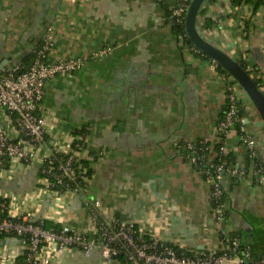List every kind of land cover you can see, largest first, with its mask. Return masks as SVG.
<instances>
[{"label": "crops", "instance_id": "crops-1", "mask_svg": "<svg viewBox=\"0 0 264 264\" xmlns=\"http://www.w3.org/2000/svg\"><path fill=\"white\" fill-rule=\"evenodd\" d=\"M177 5L178 0H0V64L7 60L0 72L15 63L27 68L46 34L51 37L46 59L83 58L79 70L45 84L38 106L46 120L40 153L81 139L85 148L79 155L91 177L84 190L40 192L36 217L91 237L94 213L109 223L119 218L190 254L219 252L226 247L223 238L236 236L259 258L264 127L256 125L260 115L232 76L218 70L214 59L181 46L165 16ZM201 9L200 35L241 59L264 91V0L255 13L252 4L232 0H205ZM104 48L107 54L99 55ZM229 88L246 112L242 128L254 140V154L231 127L222 143L229 162L220 179L225 214L218 222L206 175L184 150L204 140L212 152ZM36 172L35 162L10 165L0 175V193L11 199L31 194ZM22 251L15 236H4L0 264H16ZM44 253L51 264H123L103 259L98 248L85 255L49 246Z\"/></svg>", "mask_w": 264, "mask_h": 264}, {"label": "built area", "instance_id": "built-area-1", "mask_svg": "<svg viewBox=\"0 0 264 264\" xmlns=\"http://www.w3.org/2000/svg\"><path fill=\"white\" fill-rule=\"evenodd\" d=\"M190 1L181 0L174 9L173 15L184 18ZM50 46L51 37L50 34H46L43 45L34 49V56L27 68L15 63L0 72V175L10 165L17 163L28 165L35 162L38 170L43 161L55 159L57 162L46 169V175L37 178V185L31 194L12 200L8 195L0 193V234L3 237L15 236L22 244V264H51L50 257L44 253L45 248L49 246L59 249L76 248L85 255L98 248L103 259L118 261L114 256L119 250L114 244H121L126 258L132 264H264V254L259 258H253L250 247L243 245L236 236L223 238L226 247L219 252L203 251L198 254L179 255L171 245L166 244L158 248L159 241L147 240L145 234L139 232L132 222L118 218L109 223L98 217L96 213H94L95 236L93 237L80 233L68 225L55 229L43 227V220L46 219L36 217L39 193L50 191L59 194L66 191H80L76 188L55 189L52 186L60 184L62 177L75 179L82 172V158L71 146L73 142L65 148L51 146L46 153H40L45 142L46 120L37 105L44 95L45 84L53 77L71 74L83 65L81 57L46 59V52ZM108 49L100 50L99 55L107 54ZM191 49L195 50V47L191 46ZM225 97L226 112L217 127L218 138L221 132L225 136L228 135L237 111L232 89H228ZM239 139L245 144L249 153L254 154V140L244 134L242 126ZM57 154H64V158L60 157L61 160H57ZM188 158L195 165L197 158L191 154ZM221 168L222 165H216L212 171L201 169L210 187V205L218 222L225 214L222 199L224 192L220 184ZM49 177L53 180L51 181ZM82 177L85 180V177Z\"/></svg>", "mask_w": 264, "mask_h": 264}, {"label": "trees", "instance_id": "trees-1", "mask_svg": "<svg viewBox=\"0 0 264 264\" xmlns=\"http://www.w3.org/2000/svg\"><path fill=\"white\" fill-rule=\"evenodd\" d=\"M181 2V0H178V5ZM233 5H242V4H252V13H255L257 11V9L260 7V5L263 3V0H232ZM177 7V6H176ZM174 7L173 10L169 9L166 10L165 12V16L167 19L170 20L171 22V27H172V31L175 35V37L177 38L178 41H181V46L184 47H191L194 46L192 44V42L190 41V39L188 38L187 34H186V30H185V17L183 18H178L176 16L173 15V11L176 8ZM203 11V9H199L198 11V15L201 14ZM249 19L244 21V30L247 31L248 27H249ZM203 26L204 27H209L210 24L208 22V19H205L203 22ZM195 47V46H194ZM194 54L195 55H200V56H204L207 58L212 59L210 56H208L207 54H205L204 52L200 51L199 49H197L195 47L194 50ZM34 56V52L32 51V56L31 58H33ZM249 75H250V71L247 69L245 63L241 60V59H236L235 60ZM216 63V67L218 68V70H220L221 72L225 73L227 76H231L222 66L220 63H218L217 61H215ZM233 82L237 83V81L235 79H232ZM254 82L257 84V86L259 87V84L256 80H254ZM231 83V82H230ZM264 94V91H262ZM227 93V92H226ZM41 102V101H40ZM40 102L37 105V108L40 104ZM226 106H227V99L225 97V102L224 105L222 106V110L220 112V117L218 119L217 122V127L219 125V122L223 119L224 114L226 112ZM236 115L234 118V122H233V127L237 128V130H239L240 132V127L243 125V118L246 117V112L242 106V104L239 101H236ZM225 139V134L224 133H220L219 139L218 141L214 144L213 148H212V152H210L208 150V146H209V142L204 141V140H196V141H192L190 142V147L185 148L184 150V155H193L195 158H197V160L195 161V166L198 169H202L203 171L205 169H210L212 171L213 167L216 165H222L221 168V172L222 174L226 171L227 169V163L229 162V158L227 155H224L222 153L221 147H222V143L223 140ZM75 144V145H74ZM76 144H78V146H76ZM73 148L76 149V151L81 152L84 148H85V144L84 141L81 139H76L73 141L72 145ZM55 156H53L54 158ZM64 158V154H57L56 158L57 160H61V158ZM209 161V162H208ZM57 162L55 161V159L52 160H46L43 161L42 166L40 169L37 170L36 175L37 178L41 177L44 175H46L47 171L46 169L52 165V164H56ZM82 172L81 174H79L78 176H76L75 179H67L65 177H62V181L60 184L58 185H54L52 186V188L55 189H64V188H69V189H73L76 188L78 190H83L85 189L89 178L91 177V173L92 170L91 168L82 161ZM261 167V166H260ZM42 169H44V172H42ZM260 173L264 172V167L262 165V167L259 169ZM85 177V180H83V177ZM49 179L52 181L53 178L49 177ZM224 195V194H223ZM223 199V196H222ZM211 203V201H210ZM52 224L51 222H49L48 220H43V227L48 229L51 227L58 228L56 225ZM3 237V235L0 234V238ZM146 239L149 241H153L149 236L145 235ZM118 246V254L114 256V258L118 259V261L124 263V264H132L125 256L124 252H123V248L121 247V244H114ZM163 245L166 244H162L161 242L157 243V247L158 248H162ZM171 245L173 247V249L175 250V252L179 255L182 254H189L190 252L184 251L182 249H179L178 246L173 245V244H168ZM23 261V255H19L15 262L16 264H22Z\"/></svg>", "mask_w": 264, "mask_h": 264}, {"label": "water", "instance_id": "water-1", "mask_svg": "<svg viewBox=\"0 0 264 264\" xmlns=\"http://www.w3.org/2000/svg\"><path fill=\"white\" fill-rule=\"evenodd\" d=\"M204 1L205 0L190 1L185 14L186 34L197 49L220 63L232 78L245 90L260 115V120L256 122V125L264 127V94L262 90L254 82L253 78L233 58L228 56L221 49L207 42L196 28V17ZM6 62L7 60L2 61L0 70L4 67Z\"/></svg>", "mask_w": 264, "mask_h": 264}, {"label": "rangeland", "instance_id": "rangeland-1", "mask_svg": "<svg viewBox=\"0 0 264 264\" xmlns=\"http://www.w3.org/2000/svg\"><path fill=\"white\" fill-rule=\"evenodd\" d=\"M201 8V7H200ZM198 15V14H197Z\"/></svg>", "mask_w": 264, "mask_h": 264}]
</instances>
